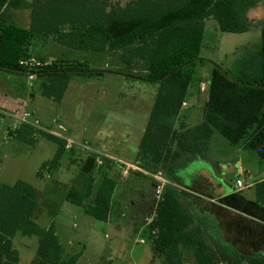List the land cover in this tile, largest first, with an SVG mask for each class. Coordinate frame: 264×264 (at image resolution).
Segmentation results:
<instances>
[{"label": "trees", "instance_id": "16d2710c", "mask_svg": "<svg viewBox=\"0 0 264 264\" xmlns=\"http://www.w3.org/2000/svg\"><path fill=\"white\" fill-rule=\"evenodd\" d=\"M260 1L136 0L115 12L108 10L109 0H0V71L31 72L41 78L38 90L42 96L59 102L70 74L104 72L79 63H45L42 59L38 60L40 66L28 70L19 61L31 58L28 47L38 37L75 49H122L131 72L121 75L158 85L135 163L146 172L163 173L169 181L159 199H153L154 218L147 225L150 264H183L185 250L192 252L195 264H242L227 260L223 247L206 242L203 229L194 224L188 211L187 194L176 187L180 181L175 170L179 162L204 156L214 132L264 162V20L260 21L259 49L246 59L237 76L212 65L200 123L187 127L176 121L203 62L199 53L204 21L215 20L222 32L245 33L253 24L247 13ZM9 10H28L29 27L21 29L8 22ZM37 135L57 144L52 160L44 166L50 172L56 170L65 151L64 140L24 124L13 138L32 144ZM96 158L88 156L77 164L79 171L67 183L64 200L94 220L106 222L117 181L108 171L113 168L109 159H102L103 172L96 173ZM253 195L254 202L264 206V179L254 184ZM39 198L40 192L23 181L0 185V264H18L12 243L17 233L37 238L31 264H76L80 255H63L52 225L42 227L32 221ZM246 264H264V258Z\"/></svg>", "mask_w": 264, "mask_h": 264}, {"label": "rangeland", "instance_id": "374dc122", "mask_svg": "<svg viewBox=\"0 0 264 264\" xmlns=\"http://www.w3.org/2000/svg\"><path fill=\"white\" fill-rule=\"evenodd\" d=\"M133 2L136 0H109L108 10L114 9L117 12V9L121 10L126 4ZM13 14L29 20L28 10H9L8 21ZM247 17L253 24L245 33L222 32L215 20L204 21L199 53L203 62L196 70L195 81L190 84L186 97L187 107L197 113L199 118L203 116V104L197 102L193 96L195 95L193 87L197 80L202 82L204 84L202 94L205 97L212 65H216L230 76L238 74L246 59L259 47L262 26L260 21L264 20V0L250 10ZM43 38L38 37L36 41L45 40ZM46 39L48 40L38 43L40 47L43 45V48L34 53L42 56L46 62L79 63L86 65L88 70H99L104 73L70 74L62 99L56 102L39 93L41 78L29 80L26 74L0 71V106H5L4 102L16 106L18 97L21 102L16 107L20 111L29 112L41 129L69 138L73 144L69 149H65L59 167L50 172L44 166L52 160L57 151V144L54 141L37 135L35 141L28 144L0 132V185L12 186L20 180L40 192L31 219L40 226L52 225L62 246L63 255L65 257L71 254L80 255L76 264H142V262L147 264L146 258L139 259L142 252L149 248L148 235L145 232L118 235L114 220L96 221L85 215L80 207L66 202L64 196L69 189L67 183H70V179L79 171L77 164H80V161L77 157L83 159L95 156L102 161L104 158L108 159V154L127 155L126 149L139 143L148 122L158 85L122 76L121 73L131 72L128 64L123 61L122 49L114 51L75 49L52 38ZM28 51L33 52V47ZM36 58L40 60L39 57ZM140 75L142 76L141 73ZM5 95H8V100ZM6 124H2L4 131L7 129ZM213 135H215L213 149L216 153L210 157L218 155L227 161L240 160L243 170L248 169L251 175L247 177L241 174L243 183L246 181L249 184L261 178L264 174V162L254 152L250 150L236 152V147L218 132H214ZM81 147H86L87 150L78 152ZM181 164L179 162L177 165L175 174L179 181L183 182H187L189 175L198 168L205 166L213 170L205 159L192 160L185 170L180 169ZM111 167H114V164ZM102 172L103 161L96 170L97 174ZM112 176L118 178L114 173ZM124 219L121 217V223ZM141 239L144 242H140ZM12 243L18 254V264H31L35 258L37 238L24 237L17 233ZM187 253L192 255L190 251ZM184 264L195 263L192 259L185 261Z\"/></svg>", "mask_w": 264, "mask_h": 264}, {"label": "crops", "instance_id": "0c3cea01", "mask_svg": "<svg viewBox=\"0 0 264 264\" xmlns=\"http://www.w3.org/2000/svg\"><path fill=\"white\" fill-rule=\"evenodd\" d=\"M28 19L25 20L19 18V15L13 14L8 22L18 28L27 29L30 22V13ZM36 39L38 38H34L28 47V49L33 47V52L28 51L31 59L38 61L39 59L36 57H39L45 63H49L42 56L34 54L40 48H43V45L40 47L41 42L48 39L43 38L45 40L39 39L38 41ZM195 78L196 75L191 85ZM203 90L204 84L197 80L193 87V93L195 94L193 96L197 102L204 106L208 87L205 97L202 94ZM186 97L176 124L182 123L187 127H193L200 123L202 118H199L197 113L195 114L193 110L187 107ZM5 98L8 100V95H5ZM16 100L17 106L21 100L18 97ZM3 105L5 106H0V132L6 133L13 121L10 117L11 113L21 112L22 110L20 111L12 104L9 105L8 102H4ZM2 124H6L7 129L5 131L2 130ZM214 138L215 135H212L208 143V151L204 156L186 159L180 166V169L185 170L192 160L205 159L211 164L213 170L205 168V166L198 168L189 175L187 182L180 181V185H176V187L187 194L186 197L189 200L188 211L193 216L194 224L203 229L206 242L223 247L227 251L224 252L227 260H240L242 264H246L253 258H264V206L257 205L254 202L253 195L254 184L264 179V174L261 178L249 184L244 181L245 188H236L235 181L241 179V174L249 177L251 176L250 172L248 169L243 170L240 160L227 161L222 157H218V155L210 157L216 153L213 149L215 147ZM235 150L237 152L243 149L236 147ZM136 151L137 145L126 149L127 155H107L108 159L114 164L110 173L111 175L114 173L118 178L111 199L110 216L106 222L115 221L118 235L145 232L149 241L148 224L145 223V219L152 216L153 213V180L137 169L131 168L127 174H123L122 169V163L130 166L136 165ZM78 152H81L80 149H78ZM68 157L65 158V161L68 160ZM85 158L77 157V160L83 161ZM121 217L125 218L122 223L120 221ZM141 241L144 242L143 239ZM187 252L189 251L185 250L183 253V264L185 261L193 259L192 252L190 251L192 255H187L189 254ZM140 258H146L147 264L151 263L152 248L150 241L149 248L142 252Z\"/></svg>", "mask_w": 264, "mask_h": 264}, {"label": "built area", "instance_id": "2783aa9c", "mask_svg": "<svg viewBox=\"0 0 264 264\" xmlns=\"http://www.w3.org/2000/svg\"><path fill=\"white\" fill-rule=\"evenodd\" d=\"M19 65H22V66L26 67L28 70H30L33 67L40 66V63L34 59H29V60H20ZM27 77L29 80H32L34 78V74L29 72V73H27ZM183 105H184V103L182 104V106ZM10 117L12 118L13 121L9 125V127H8L9 129L5 133V135L8 136L9 138H13V136L15 135V132L18 130L19 126L24 124V125H29V126L33 127L34 129L41 130L43 132H46L48 134H51L57 138L64 140L65 141V146H64L65 149H69L70 146L72 147V145H73L71 139L62 137L60 134H57V133H49L46 130L41 129L37 120L33 119L31 114L27 111L11 113ZM80 150H87V148L81 147ZM97 159H98V157L96 158V165L97 166H99L100 164L102 165V161L100 159H98V160ZM119 165H120V163H119ZM131 168L141 171L142 173L149 176L153 180V183H154L153 199L158 200L160 197V194L163 190V187L165 185L169 184V181L164 177V175L161 172L149 173V172H146V171L140 169L137 165L130 166V165H126V164L122 163L123 174H127ZM235 186L238 189L245 188V184L243 183V181L241 179H237L235 181ZM153 218H154V214L152 213V216L145 219V223L150 224L151 221L153 220Z\"/></svg>", "mask_w": 264, "mask_h": 264}]
</instances>
